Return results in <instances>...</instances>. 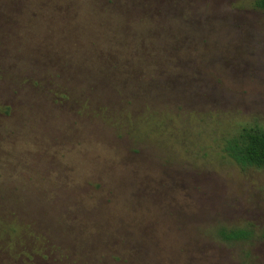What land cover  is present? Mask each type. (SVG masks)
Returning a JSON list of instances; mask_svg holds the SVG:
<instances>
[{
    "label": "rangeland",
    "instance_id": "obj_1",
    "mask_svg": "<svg viewBox=\"0 0 264 264\" xmlns=\"http://www.w3.org/2000/svg\"><path fill=\"white\" fill-rule=\"evenodd\" d=\"M256 1L0 0V264H264Z\"/></svg>",
    "mask_w": 264,
    "mask_h": 264
},
{
    "label": "trees",
    "instance_id": "obj_2",
    "mask_svg": "<svg viewBox=\"0 0 264 264\" xmlns=\"http://www.w3.org/2000/svg\"><path fill=\"white\" fill-rule=\"evenodd\" d=\"M255 7L264 10V0H257ZM222 150L242 171L264 170V127H244L225 139ZM220 237L226 242L248 241L253 238V233L240 229L221 230Z\"/></svg>",
    "mask_w": 264,
    "mask_h": 264
}]
</instances>
